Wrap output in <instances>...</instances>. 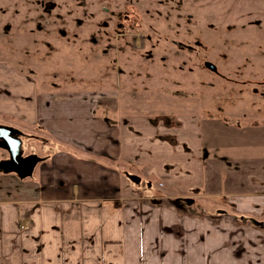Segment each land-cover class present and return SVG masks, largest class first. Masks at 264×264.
<instances>
[{
    "label": "crops",
    "instance_id": "0c3cea01",
    "mask_svg": "<svg viewBox=\"0 0 264 264\" xmlns=\"http://www.w3.org/2000/svg\"><path fill=\"white\" fill-rule=\"evenodd\" d=\"M43 84L0 61V124L52 148L30 176L0 170V264H264L259 251H165L181 232L191 243L227 239L216 230L218 214L205 210L226 197L230 212L262 209L258 192L243 193L260 158L240 151L239 130L229 134L237 141L222 143L228 126L212 135L213 125L204 128L195 112H169L166 121L165 114L116 110L107 119L100 97L53 93ZM205 132L226 149L206 157ZM7 157L0 148V161ZM224 215L231 231L237 221Z\"/></svg>",
    "mask_w": 264,
    "mask_h": 264
},
{
    "label": "rangeland",
    "instance_id": "374dc122",
    "mask_svg": "<svg viewBox=\"0 0 264 264\" xmlns=\"http://www.w3.org/2000/svg\"><path fill=\"white\" fill-rule=\"evenodd\" d=\"M118 11L129 15L122 31L113 25ZM0 61L53 93L100 97L98 112L107 119L116 110L165 114L166 121L174 117L169 112H195L204 128L214 126L212 135L228 126L222 143L237 141L229 134L239 130L240 151L260 158L246 172L258 175L245 179L253 186L243 193L258 192L262 209L256 216L230 212L226 197L205 210L218 214L216 230L230 240L191 243L190 233L181 232L180 243L170 241L165 251L264 253V0H0ZM206 132V157L226 149ZM21 140L22 158L52 150L41 137ZM225 213L237 221L231 231ZM259 235V242L246 243Z\"/></svg>",
    "mask_w": 264,
    "mask_h": 264
},
{
    "label": "water",
    "instance_id": "95a60500",
    "mask_svg": "<svg viewBox=\"0 0 264 264\" xmlns=\"http://www.w3.org/2000/svg\"><path fill=\"white\" fill-rule=\"evenodd\" d=\"M210 70H215V66L206 63ZM16 129L0 124V148L8 154V159L0 161V170L9 173L15 172L20 177L30 176L39 158L35 156L21 157L22 140L17 135Z\"/></svg>",
    "mask_w": 264,
    "mask_h": 264
},
{
    "label": "flooded vegetation",
    "instance_id": "af4514ba",
    "mask_svg": "<svg viewBox=\"0 0 264 264\" xmlns=\"http://www.w3.org/2000/svg\"><path fill=\"white\" fill-rule=\"evenodd\" d=\"M108 14H110L111 15V12H109L107 9H104ZM118 14H117V16H118V20H116V22L113 24L114 26H115V28L117 29V30H119V31H122L123 30V28H125V25H124V22L126 23L128 20H129V15H126V14H123V15H121V17H120V13H122V12H120V11H118L117 12ZM122 19H123V21H122ZM21 134V133H20ZM18 137H19V134L17 135ZM8 155V154H7ZM25 157V156H24ZM7 159H8V157H7ZM4 160H6V159H4ZM1 161H3V160H1Z\"/></svg>",
    "mask_w": 264,
    "mask_h": 264
},
{
    "label": "built area",
    "instance_id": "2783aa9c",
    "mask_svg": "<svg viewBox=\"0 0 264 264\" xmlns=\"http://www.w3.org/2000/svg\"><path fill=\"white\" fill-rule=\"evenodd\" d=\"M28 222H29L28 220L25 221V219H24V223H23V225H20V227L22 229H25L27 227V225H28Z\"/></svg>",
    "mask_w": 264,
    "mask_h": 264
}]
</instances>
